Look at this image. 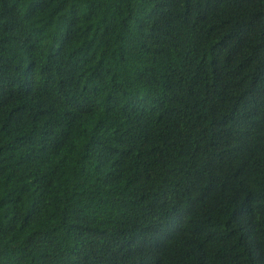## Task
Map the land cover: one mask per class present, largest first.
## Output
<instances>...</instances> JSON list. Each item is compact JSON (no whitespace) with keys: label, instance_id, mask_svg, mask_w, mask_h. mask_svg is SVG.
Returning a JSON list of instances; mask_svg holds the SVG:
<instances>
[{"label":"trees","instance_id":"16d2710c","mask_svg":"<svg viewBox=\"0 0 264 264\" xmlns=\"http://www.w3.org/2000/svg\"><path fill=\"white\" fill-rule=\"evenodd\" d=\"M0 264H264V0H0Z\"/></svg>","mask_w":264,"mask_h":264}]
</instances>
